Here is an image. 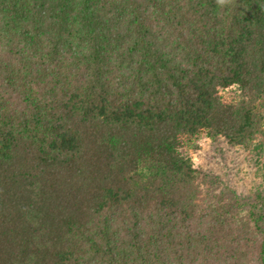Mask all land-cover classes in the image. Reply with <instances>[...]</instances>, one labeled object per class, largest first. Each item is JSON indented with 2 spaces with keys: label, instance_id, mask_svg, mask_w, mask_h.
Listing matches in <instances>:
<instances>
[{
  "label": "trees",
  "instance_id": "1",
  "mask_svg": "<svg viewBox=\"0 0 264 264\" xmlns=\"http://www.w3.org/2000/svg\"><path fill=\"white\" fill-rule=\"evenodd\" d=\"M263 105L264 0H0V264H264Z\"/></svg>",
  "mask_w": 264,
  "mask_h": 264
},
{
  "label": "rangeland",
  "instance_id": "2",
  "mask_svg": "<svg viewBox=\"0 0 264 264\" xmlns=\"http://www.w3.org/2000/svg\"><path fill=\"white\" fill-rule=\"evenodd\" d=\"M264 116V105L261 108ZM261 153L229 147L223 139H201L198 144L190 146V155L194 164L204 174L217 177L214 183L218 188L226 187L227 197L236 192L239 196H256L264 192V135ZM213 185V184H212ZM207 186V184H205ZM259 189V190H257Z\"/></svg>",
  "mask_w": 264,
  "mask_h": 264
}]
</instances>
